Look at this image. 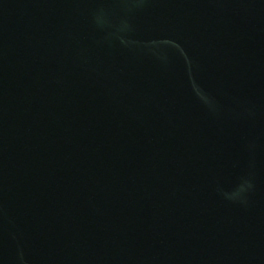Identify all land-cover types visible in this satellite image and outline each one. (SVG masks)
I'll list each match as a JSON object with an SVG mask.
<instances>
[{
	"label": "water",
	"instance_id": "water-1",
	"mask_svg": "<svg viewBox=\"0 0 264 264\" xmlns=\"http://www.w3.org/2000/svg\"><path fill=\"white\" fill-rule=\"evenodd\" d=\"M0 264H264V0H0Z\"/></svg>",
	"mask_w": 264,
	"mask_h": 264
}]
</instances>
